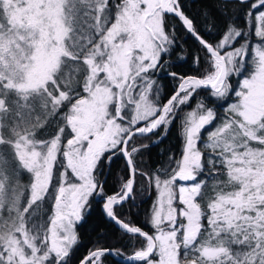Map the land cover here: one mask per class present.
<instances>
[{
	"label": "snow or ice",
	"instance_id": "snow-or-ice-1",
	"mask_svg": "<svg viewBox=\"0 0 264 264\" xmlns=\"http://www.w3.org/2000/svg\"><path fill=\"white\" fill-rule=\"evenodd\" d=\"M217 12L0 0V264H264V0ZM173 127L179 153L143 162ZM97 200L130 254L101 235L79 255Z\"/></svg>",
	"mask_w": 264,
	"mask_h": 264
},
{
	"label": "trees",
	"instance_id": "trees-1",
	"mask_svg": "<svg viewBox=\"0 0 264 264\" xmlns=\"http://www.w3.org/2000/svg\"><path fill=\"white\" fill-rule=\"evenodd\" d=\"M217 2L218 0H182V3L185 7V10L192 15H197L201 12H208L210 13V19H215V16L218 15L217 12ZM184 39H187L186 37L182 36V42ZM184 48L190 51L195 50L196 45L193 41L187 40V43H185ZM187 60V63H182V67L180 68L181 72H187L195 67V65L192 63L191 56L185 55L184 57ZM175 59V57L173 58ZM180 62V61H178ZM162 78V82L167 85V90L170 92L172 88L175 86L174 83L170 82V79L168 76L164 75L163 72L158 74ZM240 78H234L233 79V85L234 87L238 88V80ZM234 99V98H233ZM217 111L220 116L224 115V110L222 108H217ZM155 139V137H154ZM180 139H179V132L178 127H173L170 129L168 136L163 140L162 143L158 145H152L150 150H148L145 155L142 157L143 162H145L147 165L151 167H155L158 164L162 163L163 160H165L167 157L162 156L161 153H167L169 149L179 153L180 149ZM123 168V161H116L112 166V172L113 175L107 177L108 184L106 185V188L112 189L113 188V180L114 176L120 172V170ZM143 201V203H141ZM136 203L139 205L138 208H133V219L137 220L141 224L144 221V214L149 208L151 204V200L147 199L144 195H140L136 199ZM93 216L90 219L89 223L84 226L83 229H81L82 232V246L79 249V255L83 256L86 254V251L88 248L92 247L95 241L98 237L101 235H104L106 237V243L109 245H116V246H124L127 245L125 248V253L130 254L132 251V246L128 243L127 240L121 238V234L119 230L116 228L114 224H112L106 217H103L101 215V204L99 200L94 202L93 204ZM122 212L124 214L127 213V209H123ZM121 259L120 257H116ZM122 260V259H121ZM105 264H124V262H120L113 258L112 256H109L105 259Z\"/></svg>",
	"mask_w": 264,
	"mask_h": 264
},
{
	"label": "water",
	"instance_id": "water-1",
	"mask_svg": "<svg viewBox=\"0 0 264 264\" xmlns=\"http://www.w3.org/2000/svg\"><path fill=\"white\" fill-rule=\"evenodd\" d=\"M113 257V256H112ZM115 258L116 260L120 261V262H123V260L119 259V258H116V257H113Z\"/></svg>",
	"mask_w": 264,
	"mask_h": 264
}]
</instances>
